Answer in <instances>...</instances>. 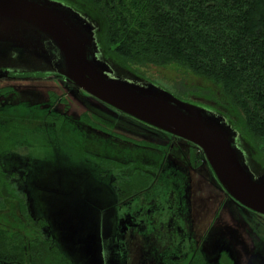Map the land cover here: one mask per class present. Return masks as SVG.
<instances>
[{
  "label": "flooded vegetation",
  "instance_id": "obj_1",
  "mask_svg": "<svg viewBox=\"0 0 264 264\" xmlns=\"http://www.w3.org/2000/svg\"><path fill=\"white\" fill-rule=\"evenodd\" d=\"M96 41L98 52L118 74L137 76L107 57L97 37ZM14 59L0 58V77L32 81L41 78L32 71L35 60ZM43 64L46 66L40 69L46 70L49 64ZM55 75L64 89L79 96L86 113H71L65 97L57 96L55 91H48L43 99L15 86L0 99V110L23 103L44 111L46 122L60 119L83 134H94L112 146L124 145L137 151L132 157L92 155L95 160L85 155L77 162L67 157L36 159L12 152L0 154V162L8 157L19 163L13 173L19 181L28 180L43 193L65 194L76 189L78 225L85 237L79 236L78 242H66L65 238L62 243L77 264H264V215L227 193L197 145L142 123L94 97L98 106L90 105L85 91L64 76ZM85 115L100 123H90ZM228 124L235 132L233 143L244 164L255 175L264 173V166L255 158L257 151L230 121ZM116 127L137 136H124ZM22 163L26 167H20ZM72 167L78 169L75 181L68 170ZM44 170L54 182L42 185L40 179L38 184L37 178L31 180ZM58 175L66 178L60 182ZM72 182L76 187H70ZM207 187L208 191L199 193ZM46 208L50 209L49 204ZM45 221L49 226L53 224L47 216ZM90 233L94 235V256L84 248ZM52 234L48 232L50 237Z\"/></svg>",
  "mask_w": 264,
  "mask_h": 264
},
{
  "label": "trees",
  "instance_id": "obj_2",
  "mask_svg": "<svg viewBox=\"0 0 264 264\" xmlns=\"http://www.w3.org/2000/svg\"><path fill=\"white\" fill-rule=\"evenodd\" d=\"M57 1L96 24L100 48L116 63L128 69L176 63L218 84L231 107L232 116L226 117L251 143L255 158L264 166V153L255 148L264 145V0ZM68 170L75 181L78 169ZM63 177L58 175L59 181ZM35 178L42 185L53 181L45 170L31 180ZM72 183L70 187H76ZM8 187L0 179V191L15 199ZM32 188L35 210L43 215L41 227L57 232L43 241L0 224V264H77L65 252V232L59 223L60 215L73 216L75 222L80 217L76 189L63 194ZM46 216L52 219L51 226Z\"/></svg>",
  "mask_w": 264,
  "mask_h": 264
},
{
  "label": "water",
  "instance_id": "obj_3",
  "mask_svg": "<svg viewBox=\"0 0 264 264\" xmlns=\"http://www.w3.org/2000/svg\"><path fill=\"white\" fill-rule=\"evenodd\" d=\"M95 34V23L60 1L0 0V58L35 60L32 70L64 76L121 113L194 143L227 193L264 215V173L255 175L244 164L225 118L151 81L121 76L98 52ZM44 62L49 65L41 70ZM68 219L72 228L66 231L62 225L65 236L80 227L78 216L76 222L73 216ZM80 231L68 242H78ZM93 238L90 233L84 248L94 256Z\"/></svg>",
  "mask_w": 264,
  "mask_h": 264
},
{
  "label": "rangeland",
  "instance_id": "obj_4",
  "mask_svg": "<svg viewBox=\"0 0 264 264\" xmlns=\"http://www.w3.org/2000/svg\"><path fill=\"white\" fill-rule=\"evenodd\" d=\"M131 68L130 70L137 76L153 82L183 100H189L191 103L204 107L213 113L222 115L229 123L230 120L226 117V114L228 116L232 115L228 99L223 89L210 79L197 75L188 68L176 63L167 65L151 64L133 66ZM32 71H36L34 74H36L37 77L41 76V78L32 81L11 80L0 77V99L3 100L2 96L10 91L12 86H15L13 88L34 92L43 99H46L48 91H55L57 96L63 95L65 97V104H67L66 108H69L71 113H74L76 116L82 112L86 113V108L81 104L79 96L64 89L61 86L60 78L54 73L47 71L42 72L39 70ZM84 94L88 96L87 103L98 106V104L94 103L95 100L92 96L85 92ZM89 116L85 115L84 119L88 120L90 123H92V121H98L95 117ZM98 122L100 123V121ZM116 130L124 134V136H137L135 132L124 131L123 127L122 129H117L116 127ZM128 148H125L124 145L118 147L112 146L104 142L101 138L96 137L94 134H83L67 122L61 124H55L54 120H52V123L50 120L46 122L44 111L29 107L23 103L8 105L0 110L1 155L12 152L25 154L36 159L67 157L71 162H77V160L83 159L85 155L87 157L90 156L91 160H95V158L91 156L96 154L99 156L117 155L119 157H132L136 155L137 151L135 149ZM255 148H258L260 152L264 153V145L255 146ZM18 165L19 163L9 161L8 157L4 162H0V179L5 181L7 187L9 186L8 189H11L14 195L17 196V199H9L8 191L7 196L0 191V224L4 229H9L13 232H24L32 238H39L43 241L48 240V238H50L48 232L53 231H48L46 226L41 227V221L39 219L43 218V215H40V210H35V205H32L34 204V201H32L34 198L31 195V190L35 189L32 188L28 180L19 181L13 175L16 171L14 167L18 169ZM20 167H26V164L22 163ZM38 182L40 181L37 180V183ZM205 191H208V187L204 190L200 189L199 193ZM34 218L40 222L37 221V223H35ZM59 221V223L64 225L66 231L72 228V222L70 223L71 220L68 219V215H60ZM75 229H77V226ZM79 229L75 230L74 233ZM74 233L70 231V234L68 232L67 236L63 238H67L66 242H68V238ZM79 235L85 237L82 231H80ZM65 252L69 254L67 250H65Z\"/></svg>",
  "mask_w": 264,
  "mask_h": 264
}]
</instances>
